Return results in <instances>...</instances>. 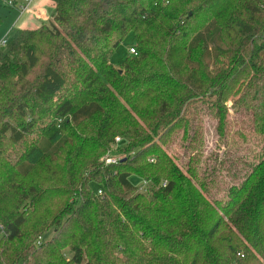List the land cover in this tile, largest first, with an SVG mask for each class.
<instances>
[{
	"label": "trees",
	"instance_id": "16d2710c",
	"mask_svg": "<svg viewBox=\"0 0 264 264\" xmlns=\"http://www.w3.org/2000/svg\"><path fill=\"white\" fill-rule=\"evenodd\" d=\"M50 1L0 47V264H264V146L221 198L168 150L204 105L264 138V0Z\"/></svg>",
	"mask_w": 264,
	"mask_h": 264
},
{
	"label": "rangeland",
	"instance_id": "374dc122",
	"mask_svg": "<svg viewBox=\"0 0 264 264\" xmlns=\"http://www.w3.org/2000/svg\"><path fill=\"white\" fill-rule=\"evenodd\" d=\"M7 1L0 0V17L5 22L0 26V41L4 39L8 41L10 33L7 32V28L16 19H18L17 21L23 19L22 22H25L30 16L27 12L21 15L17 10H15L16 12L12 11L14 9L8 7L6 4ZM38 1L40 3L42 1L43 4L46 2L45 0ZM46 8L48 9L46 10L48 13V21L40 19V24L35 29H39L43 25H48L51 21L55 9L52 5H47ZM20 16H23V18L21 19ZM135 46V35L131 33L113 54V58L111 59L112 64L120 68L124 61L130 57L129 49ZM227 105L230 107L231 103L228 102ZM204 107L205 109L197 117L195 130L192 132V135L194 132H197V136H199L197 137V141H184V135L181 132L176 134L172 139L168 150L173 156L176 154L178 156L177 161L185 167L188 166L190 158L196 155L197 157L195 156L194 159L197 160L199 158L200 161L195 166H197L200 174L206 176V180L208 179L211 183V197L221 198L224 196V189L229 184L237 182L242 178L243 173L246 170L248 171V164L250 165L257 159L259 152L264 146V138L253 134L252 123L246 114L236 113L233 109L228 117V122L230 123H228L226 135L225 137H220L217 133V120L210 115V106L204 105ZM41 134V132H35L27 138V141L36 140ZM123 145L124 142L120 145L121 148ZM26 148L24 143H20V145L9 147V151L13 159H18L22 156ZM114 155L123 156L124 154H120L119 152ZM236 178L238 179L236 180ZM131 180L136 185H141L139 179L132 177ZM51 237H53V232L47 236V239Z\"/></svg>",
	"mask_w": 264,
	"mask_h": 264
},
{
	"label": "crops",
	"instance_id": "0c3cea01",
	"mask_svg": "<svg viewBox=\"0 0 264 264\" xmlns=\"http://www.w3.org/2000/svg\"><path fill=\"white\" fill-rule=\"evenodd\" d=\"M35 1V2H34ZM46 2L43 4L42 1L40 3V1H36L33 0L32 5L29 9V11L27 12V14H30L29 18H27L25 20V22H22V18L23 16H20V18L22 20L17 21L18 19H16L11 26H9L8 29V33H10V36L17 30H35V28L37 26H39L40 24V19H42L43 21H48V13L46 12V10H48L46 8L47 5H52L54 7V4L50 1V0H45ZM24 0H16L17 5H20L21 3H23ZM10 9H14L12 11L16 12L15 10L18 11L17 7L15 8H10ZM55 9V7H54ZM26 15V14H25ZM24 15V16H25ZM2 19V18H1ZM36 19V20H34ZM23 24H22V23ZM5 23L2 20V24ZM21 24V25H20ZM17 27V29H15Z\"/></svg>",
	"mask_w": 264,
	"mask_h": 264
},
{
	"label": "built area",
	"instance_id": "2783aa9c",
	"mask_svg": "<svg viewBox=\"0 0 264 264\" xmlns=\"http://www.w3.org/2000/svg\"><path fill=\"white\" fill-rule=\"evenodd\" d=\"M32 2L33 0H25L23 3H21L20 5H17L16 3V0H8L6 2V4L8 5V7L10 8H15L17 7L18 11L20 12L21 15H23L24 13L28 12L31 5H32ZM7 46V40L4 39V40H1L0 41V47L1 48H4ZM129 54L130 56H137L138 55V52L135 48H130L129 49ZM122 140L120 138H117L116 139V142H115V147H114V154L118 153V150L120 149L118 146L119 144H121ZM108 155L105 159H104V162L107 164V165H115V164H118V162L120 161L121 157L120 156H116V155ZM141 185H137L139 187V190L141 193H145L147 192V188L149 186V184L145 181H142L140 183ZM166 185V184H165ZM99 194H102V192H99Z\"/></svg>",
	"mask_w": 264,
	"mask_h": 264
}]
</instances>
